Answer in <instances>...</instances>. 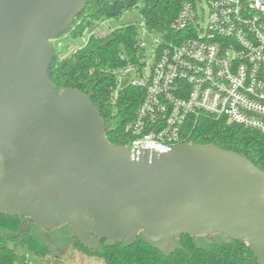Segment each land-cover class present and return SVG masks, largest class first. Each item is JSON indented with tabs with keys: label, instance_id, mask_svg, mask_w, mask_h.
Instances as JSON below:
<instances>
[{
	"label": "water",
	"instance_id": "water-1",
	"mask_svg": "<svg viewBox=\"0 0 264 264\" xmlns=\"http://www.w3.org/2000/svg\"><path fill=\"white\" fill-rule=\"evenodd\" d=\"M90 0H0V215L67 226L97 250L163 255L181 236L243 242L264 264V171L213 144L156 153L112 144L84 93L56 90L51 41Z\"/></svg>",
	"mask_w": 264,
	"mask_h": 264
},
{
	"label": "built area",
	"instance_id": "built-area-1",
	"mask_svg": "<svg viewBox=\"0 0 264 264\" xmlns=\"http://www.w3.org/2000/svg\"><path fill=\"white\" fill-rule=\"evenodd\" d=\"M115 20L80 29L75 18L51 41L53 54L63 59L90 40L108 37L121 27L113 26ZM137 28L143 56L113 72V100L124 86L144 93L127 127L132 136L128 147L170 152L184 142V125L197 114L223 117L264 134V0H186L173 23L174 36L153 34L144 22ZM146 36L152 38L147 54Z\"/></svg>",
	"mask_w": 264,
	"mask_h": 264
},
{
	"label": "trees",
	"instance_id": "trees-1",
	"mask_svg": "<svg viewBox=\"0 0 264 264\" xmlns=\"http://www.w3.org/2000/svg\"><path fill=\"white\" fill-rule=\"evenodd\" d=\"M185 1L90 0L76 20L81 21V29L101 19L117 20L124 12L137 9L151 33L168 38L176 34L172 26ZM137 35L136 25H123L104 39L90 40L74 55L63 59L54 55L48 70L58 92L72 88L91 99L104 121L108 140L122 147H128L132 141L127 127L134 121L144 93L141 89L124 86L113 100L116 85L113 72L127 63L139 62L143 56V51L137 47ZM184 131L186 138L182 144H213L247 158L264 171V134L209 114L189 117ZM35 228L39 227L24 218L0 215V264H14L16 259L14 250L5 245L7 242L24 247L41 259L40 264H62L57 257L49 256V248L34 233ZM74 240L80 252L100 258L104 264H256V258L243 242L224 237L220 241L198 244L197 237L181 236L176 241L175 251L166 256L152 249L142 233L134 245L127 248L119 244L105 247L102 241L93 251Z\"/></svg>",
	"mask_w": 264,
	"mask_h": 264
},
{
	"label": "rangeland",
	"instance_id": "rangeland-1",
	"mask_svg": "<svg viewBox=\"0 0 264 264\" xmlns=\"http://www.w3.org/2000/svg\"><path fill=\"white\" fill-rule=\"evenodd\" d=\"M203 8L205 9L204 5ZM141 22L142 19L140 12L137 9H133L131 11L124 12L117 20L113 22V26L116 28L128 24L139 26ZM144 41L146 44L147 54L151 46L152 38L150 36H146ZM62 43H65L64 39H62ZM34 233L47 244L49 248V256L57 257L62 262V264H104L102 259L80 252V249L75 244V240L69 233L66 225L49 232H44L39 228H35ZM220 240H222V237L217 234L197 237L198 244H206ZM5 245L8 248L13 249L16 254L14 264L41 263V259L39 257L26 250L24 247L12 242H7Z\"/></svg>",
	"mask_w": 264,
	"mask_h": 264
}]
</instances>
